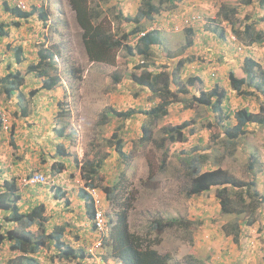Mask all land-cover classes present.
<instances>
[{
    "label": "rangeland",
    "instance_id": "rangeland-1",
    "mask_svg": "<svg viewBox=\"0 0 264 264\" xmlns=\"http://www.w3.org/2000/svg\"><path fill=\"white\" fill-rule=\"evenodd\" d=\"M22 1L29 9L38 6L46 9L49 20L43 22L37 16L31 17L20 20V27H6L8 36L0 33V77L8 73V64L13 60V52L6 49L9 42L24 47V62H12L11 68H18L25 76L21 88L24 99L17 94L10 98L5 93L0 94V178H11L12 175L18 178L38 168L36 166L49 174V184H38L21 191L23 195L19 203L24 204L21 208L23 211L36 200L46 203L43 226L34 224L30 229L39 235L43 229L51 233L56 227L64 226V238L72 244L80 238L86 254L89 253L90 244L85 243L94 241L95 232L88 237L86 231L82 235L77 233V228L83 227L81 223L92 227L86 207L77 201V188L84 183L80 164L90 159L103 160L106 166L102 173L105 181L101 184L110 181L112 185L120 186L116 191L115 204L103 195L102 205L110 214L109 218L115 221L118 212L127 209L129 231L147 237L156 250L169 257V264H186L185 260L190 255L201 260L202 264H264V202L255 213L256 222L247 226L243 230L244 237L235 242L233 235L224 231V226L234 221L235 215L220 212L216 188L198 196L187 195L189 182L184 162L186 157L202 153L208 157L202 164L203 170L211 168V163L216 161L233 178L249 180L256 177L258 189L264 194V125L257 122L248 124L244 136L236 139L235 153L223 131L227 122H236L232 113L238 109L263 112L264 94L261 92L264 91L245 95L237 92L230 82L232 74L237 78L246 75V56L253 57L260 65L258 77L264 76V42L249 44L240 39L242 35L237 37V42L228 39L232 28L242 33L245 24L251 25L264 37V7H260V0H178L171 9L163 11L160 15L162 22L172 19L184 23V18H191L192 23L198 24V30L174 34L172 40L165 42L167 51H152L144 64L158 71L165 66L172 68V57L185 58L194 50L197 59L187 62L183 67L180 81L184 82L195 74L202 82H198L191 92L181 93L182 101L171 103L168 114L160 119L150 118L140 112L149 111L159 101L158 97L130 78V75L141 72L137 68L142 64L140 55L130 56L125 48H121L116 53L113 50L116 54L113 63L91 61L84 46L83 30L69 0ZM57 1H60L58 5ZM3 2L0 0V25L7 22L11 24L12 17L5 13ZM88 2L91 7L105 13L107 20L104 29H111L115 34L121 32L122 28L114 15L119 10L134 14L143 4V0ZM56 15L61 18L59 22ZM214 28L224 29L227 37L222 38L214 33ZM189 41L192 43L190 46ZM247 45L249 48H246ZM39 49L52 50L56 54L49 79L27 71L28 66L39 59ZM183 50L186 53L183 54ZM72 67L77 69L76 75L70 73ZM56 78L58 85L49 88ZM216 84L223 87L227 94L223 101V114L219 115L210 106L193 99L194 95L200 94V90H210ZM58 102L68 108L67 115L59 114L61 108ZM132 108L139 113L125 119L117 115L119 111ZM226 108L230 110L231 118L221 120L219 116L224 118ZM59 120L60 123H57ZM182 122H189L187 140L163 144L161 138L166 136L164 126ZM54 124L57 127L64 124L67 132L72 133V137L63 142L71 145V153L77 154L80 161L79 165L71 162L66 171L57 174L50 173V168L47 169L42 161L50 143L53 142V147L58 144V140L51 135ZM144 125L152 127L150 140L143 137ZM191 127L194 131L189 132ZM119 138L125 143V156L120 155L115 146V140ZM52 150L50 147L49 153ZM252 154L255 167L250 171L247 167ZM53 182L62 186L66 194L62 199L55 198L53 189H50ZM67 197L73 201L71 206L65 203ZM173 217L189 221L190 227L167 228L160 235V241L153 244L157 234L150 222L155 218L168 220ZM13 226L5 225L7 228ZM110 228L109 233L113 225ZM50 244L51 240L41 251L28 255L35 260L34 264H116L113 258L106 259V246L100 249L103 251H94L95 258L87 254V258L74 263L56 262L52 259L54 253ZM19 258L20 253L10 250L9 244L0 246V264H7L9 260L18 263Z\"/></svg>",
    "mask_w": 264,
    "mask_h": 264
},
{
    "label": "trees",
    "instance_id": "trees-1",
    "mask_svg": "<svg viewBox=\"0 0 264 264\" xmlns=\"http://www.w3.org/2000/svg\"><path fill=\"white\" fill-rule=\"evenodd\" d=\"M73 9L76 12V16L80 27L83 30V41L86 49V53L91 61L99 62L106 61L113 63L115 61L116 50L120 48H125L130 56H135L136 54L148 55L150 54V48L155 47L159 44L161 40L160 33L158 31H149L140 38L141 40H136L137 43L132 45L129 44L131 36H135L138 32L144 30L147 26V21L152 20L154 15L161 13L166 8H171L175 0H143V4L139 7L138 11L134 14H125L122 10H119L114 18L118 20L119 27L122 28L121 32L115 34L113 30L106 31L104 29V24L107 20L104 16L102 10H98L97 13H93V10L88 6V0H69ZM4 11L7 15L13 18L16 17L18 20L15 23L16 27L22 25L20 20H28L31 17L35 18L37 16L43 22H47L49 17L47 12L42 10V8H32V9H22L19 8L10 0H4ZM259 4L264 7V0H260ZM228 17V12L226 13ZM93 17L96 20L93 21ZM6 27H9V22L1 23L0 33L2 35L8 36V31ZM218 31V28L215 29ZM236 35H242L244 40L248 41L249 44L253 42H264V37L252 28L251 25L245 24L244 30L240 33L235 30ZM264 34V32H262ZM220 36L224 37L223 32ZM241 36V37H242ZM242 38V39H243ZM7 50L13 52L12 62L16 64H21L24 62V47L20 44L14 45L9 42L6 47ZM115 51V53L113 52ZM39 59L28 66L27 71H30L38 76H43L45 79H49L51 76V70L54 65V57L56 54L51 50H38ZM0 58H2V52L0 49ZM194 56H189V61H193ZM12 62L8 64V73L3 77H0V84L2 87L0 89V94L5 93L7 98L12 97L16 93L19 95L21 93V88L23 87L25 76L21 71L12 69ZM185 61L179 59L176 63L174 70H169L163 68L161 70L150 69L148 65H138L137 68L141 69L140 74L130 75V78L134 83L147 89L153 96L159 98V101L149 110L140 111L143 114L149 115L150 118L160 119L168 114V106L173 102H181L183 97L181 93L187 94L191 89L196 88L198 82H202L197 76H190L186 83L179 81L178 72L184 66ZM256 62L252 57L245 59L244 67L246 75L243 77H235L231 75V86L245 95L256 94L264 90V76L258 77L259 66L255 65ZM70 73L76 75L77 69L70 68ZM58 85V78L52 80L49 88H54ZM176 89H175V88ZM34 93V92H33ZM264 94L263 92H261ZM22 92L19 96L23 98ZM227 94L223 87L215 85L210 90H200L198 96L194 95L193 99L197 103H201L205 106H210L213 111L219 114H223V101L226 99ZM61 111L60 115H67V107L62 102H58ZM261 110V109H260ZM263 112H253L247 108H242L236 110L234 113V118L236 122L230 124L227 122V126H224V134L229 144H232L233 153L236 152V144L238 138L244 136L246 133V126L250 123L257 122L258 124L264 125V107H262ZM225 116H219L221 120L226 118H231V112L226 108ZM137 112L134 108L128 109L124 112H117L119 117L130 118ZM60 123V120L57 121ZM210 125V124H209ZM32 126V125H30ZM189 126V122H182L180 124H173L164 126L163 130L166 136L161 138L163 144L166 142H184L187 140L186 129ZM54 134H51L53 138L58 140V144L53 147V142L50 143L47 153L43 154L42 161H44V166L49 169L50 173L55 172V165L59 164V171H64L66 169V162H72L79 165L80 161L77 159V154H72L68 145L63 141L67 138L72 137L71 132H67V126L57 127L54 124ZM52 128V129H53ZM144 139H152V127L143 126ZM189 132L194 131V128H189ZM116 135V134H115ZM119 138L115 140V146L120 152V155L125 156L123 150L124 142ZM50 147H52V152L49 153ZM49 153V155H48ZM254 157V154L251 157ZM248 162V170H254V159ZM207 156L199 153L198 155L188 156L185 158L184 162L186 165V177L189 182L187 195L189 197L198 196L202 193L216 188V195L220 201V212L224 215H235L236 218L233 222H229L224 226V231L228 235H233V240L239 242L241 237V229L239 218H244L246 224L252 225L255 223L254 213L260 208L261 204L264 202V194H262L257 186V179L251 178L249 180H243L240 178H233L231 173L222 167L218 162L213 161L212 167L203 170L202 164L207 161ZM52 160L53 162H50ZM74 161V162H73ZM104 161L102 160H85L80 164V169L84 183L87 187H97L106 193V198L108 201L115 204L117 199L116 191L119 190L120 186L118 184L112 185L110 181L106 182L105 185L101 184L105 181V176L102 175L104 169L106 168ZM109 166V165H108ZM30 170L27 174H23L25 177L33 176L37 173H44L40 171L41 168ZM45 168V170H46ZM1 171V169H0ZM0 246L3 243L9 244L10 250L19 252L20 255L19 262L15 260H9L7 264H33L35 261L33 258H28L24 254H34L41 251L47 246L48 241H52V245L49 247L54 253L52 259L54 261H66L75 262L77 260H82L87 258L86 251L84 249H77L70 242L68 243L64 238V226L56 227L51 233L46 232L45 229L42 230L41 234H35L30 228L32 225L36 224L38 227L43 226L44 213L46 206L39 201L33 202V205L29 207L26 211L21 208L24 204H20L19 200L22 198L21 191L25 188L36 186V184H29L20 189L18 187L17 180L15 176L0 178ZM55 198L62 199L66 196L62 188L58 186L52 187ZM235 191V192H234ZM81 197L86 199L87 203V213L90 218L93 219L94 211L93 205L90 201L89 194L85 188H81ZM65 203L69 206L72 205L73 201L67 197ZM79 205V204H78ZM118 219L113 221L110 218L108 223L109 226L113 225L112 232L108 233L107 237L105 232L100 233L99 238L104 240V244L107 247L106 259L110 260L113 258L123 264H169V257L161 254L156 250L152 242L143 236L141 233L136 231H129L128 227V210L123 209L120 214H118ZM14 225L13 227L7 228L5 225ZM152 229L156 231L157 237L153 240V244L160 241V235L167 228L172 227H190V222L183 218L173 217L168 220H163L161 218H155L150 222ZM25 260V263H24ZM186 264H202L201 260L196 259L194 256H188L185 260Z\"/></svg>",
    "mask_w": 264,
    "mask_h": 264
},
{
    "label": "clouds",
    "instance_id": "clouds-1",
    "mask_svg": "<svg viewBox=\"0 0 264 264\" xmlns=\"http://www.w3.org/2000/svg\"><path fill=\"white\" fill-rule=\"evenodd\" d=\"M12 1V0H11ZM177 1L178 0H175V3H174V5L177 3ZM13 2V4H16L19 8H22V9H29V8H27V6L25 5V3L22 1V0H13L12 1ZM19 2H22V5H19ZM70 2V1H69ZM60 3V1H57L56 2V5H58ZM71 4V3H70ZM87 4H88V6H90V4H89V2L87 1ZM38 5V4H37ZM173 5V6H174ZM72 6V5H71ZM172 6V7H173ZM91 7V6H90ZM171 7V8H172ZM261 7V6H260ZM32 8H34V7H32ZM31 8V9H32ZM36 8H41V7H36ZM171 8H166V9H171ZM72 9H73V7H72ZM91 9L93 10V13L95 14V13H97V11H98V8H94V7H91ZM166 9H164V10H166ZM42 10H44L45 12H47V15H48V17H49V13H48V11L46 10V9H44V8H42ZM74 10V9H73ZM163 10V11H164ZM75 11V10H74ZM101 11V10H100ZM138 11V10H137ZM163 11H161V13H159V14H156V15H154V17H153V19L152 20H148L147 21V26H146V28L144 29V30H142V31H140V32H138L135 36H131L130 37V40H129V44H132V45H134V44H136L137 43V41L138 40H141L140 38H142L144 35H145V33H147V32H149V31H158L159 33H160V36H161V40H160V42H159V44H157L155 47H153V48H150V50H149V52H150V54L152 53V51H155L156 53H163V52H166L167 51V49H166V47H164V45H165V42L167 41V40H172V37H173V35L174 34H177V33H179V32H185L186 31V33H188V32H194V31H197L198 29L196 28V25H198L197 23H192V19L190 18H184V23H177V22H174V21H172V24L176 27V28H178V30L176 31V32H173L172 31V29H173V27L171 26V25H167L168 23H170L171 22V20H167V21H164V22H162L161 20H160V15L163 13ZM219 13H221V11L219 12ZM227 13V12H226ZM75 14H76V12H75ZM105 14V13H104ZM105 16V15H104ZM56 19H57V21L59 22L60 20H61V18L58 16V15H56ZM18 19L16 18V17H14L13 16V18H12V23L11 24H9V26L11 25V26H15L16 27V25H15V23L14 22H16ZM94 20H96V17H93V21ZM214 29H217V28H214ZM222 32H223V35H224V37H222V38H226L227 37V35H226V32H225V30L224 29H221L220 30V28H218V31H215L214 30V33H217L219 36H220V34H222ZM238 36L236 35V32H235V30L232 28L231 30H230V32H229V35H228V39L230 40V41H232V42H237L238 41V38H237ZM240 37V39H242L243 37H241V36H239ZM137 40V41H136ZM242 40H244V38L242 39ZM192 43L189 41V43H188V46H190ZM240 45H245V44H243V43H241ZM246 48H249V46L247 45V47ZM121 49V48H120ZM183 52V54L184 53H186V51L185 50H183L182 51ZM150 54H148V55H145V56H143V55H140V54H136V55H140V57H142V64H140V65H143L144 63H145V59L147 58V57H149L150 56ZM192 56H194V50H193V53L191 54ZM191 55H189V56H191ZM189 56H187V57H185V58H183V57H181V56H174V57H172V59H171V65H172V68H170V67H163V68H167V69H169V70H174V68H175V66H176V63L178 62V60L179 59H181V60H184L185 61V63H184V66H182V68H181V70L178 72V76H179V81H180V76H181V73H182V70H183V67H185V65H187V62H190L188 59H189ZM246 58H248L247 56L245 57V59ZM253 58V57H252ZM245 59H244V63H245ZM254 59V58H253ZM256 62V61H255ZM145 65V64H144ZM255 65H257V62H256V64ZM163 68H161V69H163ZM160 69V70H161ZM192 76H197V75H192ZM199 79H201L199 76H197ZM189 78V77H188ZM187 78V79H188ZM187 79L184 81V82H182V83H186L187 82ZM202 80V79H201ZM181 82V81H180ZM217 85V84H216ZM218 86H220L219 84H218ZM221 87V86H220ZM194 89V88H193ZM205 90V89H204ZM192 91V89L190 90V92ZM264 91V90H263ZM17 94V93H16ZM15 94V95H16ZM184 94V93H183ZM17 96L19 97L20 95H18L17 94ZM2 112L0 111V114H1ZM0 118H2V116L0 115ZM67 147H71V145H68ZM71 150V149H70ZM66 162V167L68 166V164H71V162H68V161H65ZM60 164V163H59ZM59 164H56L55 165V174H57V173H60V172H63V171H59V169H57V167H59ZM67 169H65L64 171H66ZM44 175H45V177H46V181L45 182H41V183H36V185H38V184H49V181H50V178H49V174L47 175L46 173H43ZM23 177H25V176H23V175H21L20 177H18L19 179H20V183H18V181H17V183H18V187L20 188V189H22L23 187H25L26 185H24L23 183H22V178ZM51 186H50V189L52 190V187L53 186H58V187H60V188H62V186L60 185V184H54V182L52 183V184H50ZM80 189L82 188H85L86 190H87V192H88V194H89V198H90V201L92 202V205H93V211H94V217H95V214H96V203H95V197H94V195H93V193H92V191L91 190H96V192L99 194V196L101 197V199H102V203H104V200H103V195L105 194V196H106V193H104L102 190H99L97 187H87L86 185H85V183H83V184H81L80 186ZM65 189V188H64ZM260 191V190H259ZM103 192V193H102ZM58 199V198H57ZM83 199V198H82ZM83 201H84V203H82L85 207L87 206V203H86V199H83ZM110 202V201H109ZM39 203H40V201H39ZM41 203H43V202H41ZM45 203V202H44ZM219 203H220V201H219ZM46 204V203H45ZM87 208V207H86ZM106 210V209H105ZM123 210V209H122ZM127 210V209H126ZM106 213L108 214V212L106 211ZM118 214H120L119 212H118ZM109 216H110V214H108ZM232 215V214H231ZM94 217H93V219H94ZM111 217V216H110ZM235 218H236V216H235ZM93 219L91 218V220H90V222L92 223V230H93V233L95 232V234H96V238H94V241L93 242H90L89 244H90V246H91V244H93L94 242H95V240L96 239H98L99 237H97V234H98V232L96 231V228H95V225H94V221H93ZM112 219V218H111ZM254 219H255V222H256V217H255V213H254ZM113 220V219H112ZM235 220V219H234ZM244 218H239L238 219V221H240V227H239V229H241V237H240V239L241 238H243L244 237V235H243V233H244V231L243 230H245V228H247V226H252V225H249V224H246L244 221ZM110 221V220H109ZM108 221V222H109ZM233 222V221H232ZM112 228H110V226L108 225V229L106 230V232H105V234H106V237H107V235H108V233H109V230H111ZM31 230V229H30ZM258 231H259V228H258ZM102 241H103V245H102V247H101V249H103L104 248V246H106L105 244H104V240L102 239ZM100 251H103V250H100ZM99 253V252H98ZM35 254V253H34ZM34 254H32V255H34ZM87 254H88V257H92V258H95V255L92 253V252H87ZM20 255H22L21 253H20ZM25 256H27L28 258L30 257V258H32L31 256H28V255H31V254H24ZM101 255V254H100ZM115 261V263L116 264H123V263H120V262H118L117 260H114Z\"/></svg>",
    "mask_w": 264,
    "mask_h": 264
},
{
    "label": "built area",
    "instance_id": "built-area-1",
    "mask_svg": "<svg viewBox=\"0 0 264 264\" xmlns=\"http://www.w3.org/2000/svg\"><path fill=\"white\" fill-rule=\"evenodd\" d=\"M19 5H22V2H19ZM45 181H46V177L43 173H37V174H34L33 176L22 178V183L24 185L36 184V183H41V182H45ZM91 191L95 197L94 200L96 203V205H95L96 206V214H95L93 221H94L96 231L100 234V233L106 232V230L108 229L107 221H109L110 218H109L108 214L106 213V210L104 209V207L102 205V199L99 196V194L94 189ZM102 245H103L102 239L98 238L90 246L89 251L94 254V251L100 250Z\"/></svg>",
    "mask_w": 264,
    "mask_h": 264
},
{
    "label": "crops",
    "instance_id": "crops-1",
    "mask_svg": "<svg viewBox=\"0 0 264 264\" xmlns=\"http://www.w3.org/2000/svg\"><path fill=\"white\" fill-rule=\"evenodd\" d=\"M172 21L173 20H171V22L170 23H168L167 25H171L172 27H173V29H172V31L173 32H176L177 30H178V28H176L173 24H172ZM54 134V133H53ZM18 183H20V179L18 178ZM80 188H77V201H80V204H82V203H84V201H83V199H82V197H81V195H82V193L80 192ZM74 200V199H73ZM86 215L89 217V215H88V213H87V208H86ZM83 218V217H82ZM90 218V217H89ZM90 220H91V218H90ZM80 225H83V227L82 228H77V233L78 234H81L82 235V232H88V234L86 235V237H88V235L90 236L91 234H94L93 233V230H92V227H91V225H84V224H80ZM83 238H85V237H83ZM67 241V240H66ZM68 242V241H67ZM75 242V241H74ZM69 243V242H68ZM90 242H86L85 244H89ZM4 244V243H3ZM72 244V243H71ZM76 244V245H75ZM75 244H73V246H75L77 249H84V247H83V244L82 243H80V238H78V241L77 242H75ZM85 250V249H84ZM75 262H77V261H75ZM69 263H74V262H69ZM33 264H34V262H33Z\"/></svg>",
    "mask_w": 264,
    "mask_h": 264
}]
</instances>
